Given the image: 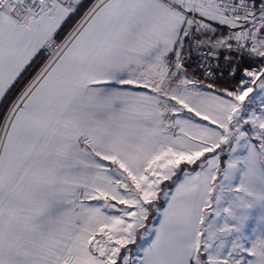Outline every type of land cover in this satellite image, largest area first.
<instances>
[{"label": "snow or ice", "instance_id": "snow-or-ice-1", "mask_svg": "<svg viewBox=\"0 0 264 264\" xmlns=\"http://www.w3.org/2000/svg\"><path fill=\"white\" fill-rule=\"evenodd\" d=\"M0 264H264V0H0Z\"/></svg>", "mask_w": 264, "mask_h": 264}]
</instances>
